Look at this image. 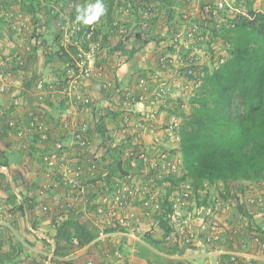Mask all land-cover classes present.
<instances>
[{
    "label": "rangeland",
    "instance_id": "1",
    "mask_svg": "<svg viewBox=\"0 0 264 264\" xmlns=\"http://www.w3.org/2000/svg\"><path fill=\"white\" fill-rule=\"evenodd\" d=\"M66 1L68 0H10L9 4H7V8H11L10 13L7 12L8 19L10 20L12 15L19 17V19H16L17 21L15 20L14 22L17 27L15 30L9 27L12 34L11 42L8 41L9 37L3 26L0 27V53L4 50H9L5 56L0 55V60L4 61L8 57L6 62H2L4 63L3 69L10 67L13 71L12 80L10 81L12 86L9 84L8 91L5 93L0 92V165H6L7 167L5 175L0 173V202L11 207L9 210L14 212V214L19 212L21 215H19V225L21 228H23L24 214L22 207L24 205L27 210L33 208L35 218H33L34 222L30 224L32 230H34V225L42 224L45 221L43 223L45 224L43 226L44 229H49L48 233H55V226L58 222L67 218L77 220L87 227L95 229V237L89 244L95 241L97 246L92 249L93 251L90 250L81 257L79 253L86 249V246L89 244H81L76 247L71 240L70 244H60L56 248V244L54 243L52 256L49 260L47 255L50 253V244L45 242L40 236L28 240L31 245H23L13 235L7 239L10 241L13 237V245L5 241L3 249H1L3 240H0V264H87L88 262L91 264H105L107 260L105 254L110 253L117 260L115 264H133L132 260V263L127 262V256H129L128 259H139L138 264H155L151 257V250L143 242L150 247L153 246L148 242V239L156 240L160 247H165V245L171 246L173 244L166 240V238H172L171 235L163 238L164 234L161 228V222H164L170 229L166 215L170 211L171 205L168 203L164 190L159 188L157 196L153 201L144 198L145 196H140L131 207L132 212L140 216V220L142 219V226L138 227L136 239L119 235L118 233L122 231V228L111 219L106 222L104 218L99 217L95 213L91 203L101 201L100 195L103 183H106V185L112 184L128 175L130 176V181H134L137 184H143L148 180L147 176L149 173L144 170V164L146 165L147 161L137 162V165L140 164L139 169L137 166L132 167L131 162L134 160L139 161L138 156L141 153H146L145 151L150 148L148 146L149 143L154 146L157 153L166 149L172 150L176 166L181 172L186 173L181 158L179 137L176 140L163 139L159 145L153 144L152 140L163 137L158 127L160 123L167 124L169 117L175 116L181 124L188 121L191 117L192 111L189 99L192 97L194 89L197 86H193L195 79L184 78L180 66L185 67V65L195 64L197 67L211 71L217 65L221 56L227 57L226 42L223 40H207L208 36H211V28L207 27L205 31L204 28H200L199 30L193 28V35L191 33V35L189 34L183 38V43L177 47L178 50L187 51V48L192 46L188 54L189 56L184 57L186 60L183 57L179 58L176 56L175 61L178 68L175 66L176 68L173 67L174 69H163L162 65L157 62V58L161 53L160 48L170 45L173 29L188 32L193 24L197 25L198 21L202 22L206 15L202 14L201 6L203 3L207 4L211 0H179V2L174 4L173 10H170L172 12V19L170 21H166L167 18L164 13L168 9L164 8V13L162 14L161 11L159 18H156L155 23L157 24H148L150 27L149 32H147L148 30H143L142 34H139L141 36L139 41H136L135 34L139 31L138 27L140 29L144 27L140 26V24L142 20L147 19L148 14L142 13L138 8L133 9L134 0H114L110 16L107 15L109 12L107 10L108 12L106 11V14L100 18V25L102 27L99 35L110 38L104 42L100 41V50L95 53L96 58L100 57L103 59V63L106 64L109 73L106 70L105 72L102 70L100 77L93 74L91 79L83 80L80 78L78 68L76 67V72H71L73 76L70 75V77L64 78L66 81L70 78H76V85L81 88L77 86L78 91L86 97L88 96L93 101V104L90 109H82V107L71 106V104L68 107L66 105L58 108V106L53 104L55 110L52 108L51 112H47L49 123L44 122L49 127L45 132L48 135V141L42 142L40 132L28 128L29 121L32 119H36L39 122L43 121V119H40L42 117V112L39 111V108L41 109L42 107L40 104L48 102L51 98L50 95L53 98L55 95L36 90L35 83L39 80L45 81L41 78L42 75L38 74L39 67L42 68V64L47 63V66L51 68L60 62L59 56L56 54L61 53L59 42L62 39H58L57 32L66 30V24L71 25L75 22L80 24L76 20L77 14L73 18L72 12L69 9L77 8L82 2H90V0H77L76 7L74 2H72V5L69 4L70 8L67 9L64 5V3H67ZM246 1L227 0V4L235 7L236 3L238 5L237 11L246 13L244 7ZM252 2L253 10L256 8V10L264 12V0H252ZM53 7L54 10L58 11L61 8L63 9L60 13L61 18H59V15L53 16L51 14ZM66 16H71L72 19ZM3 17L6 16L4 15ZM108 19L112 23H120L123 27L120 29L111 28L115 26H112V23H108ZM3 21L6 23L5 20ZM46 21L50 25L44 29L43 25L46 24ZM16 22H19V24L21 22V24L18 25ZM62 27L63 29H61ZM218 27L215 26L214 28L218 29ZM70 30H67V35L70 33ZM202 33H205V35L201 36ZM159 36L162 39H166L161 46H157L154 43V38ZM80 37L79 31L74 32L71 37L68 36L64 39L67 45L65 49L68 48L69 50L77 41L76 44L79 47L81 45ZM71 40L76 41L72 43ZM17 57H20V61L16 59ZM124 65L129 70L119 80L115 75V70L119 67H124ZM62 83L58 81L50 82L56 89L62 86ZM164 87H170L171 95H169L170 97L165 107L160 108L161 111H158V105L154 101L151 105L146 104L147 101L151 100L154 90ZM140 96H143L142 102H146L147 111L152 117H146L140 121L141 125H144V128L131 125L130 127L134 128L135 132H131L132 135L127 136V138L125 137V139L121 135H118V133L116 134L117 130L115 131L116 122H122L123 118V112L119 110L116 102L118 99L120 101L127 100L128 102L129 98L139 101ZM108 105H111L110 107L114 111L109 110ZM14 106L16 110L10 111V107ZM95 107H97L96 111L100 109L98 111L102 115H100L101 118L93 125L90 122V114L93 115ZM177 110L180 111V115L175 113ZM150 111L158 112V115L152 114ZM131 118H134L133 120L135 121L140 120L137 114H133ZM102 119L103 121H100ZM8 121H12L17 127L11 128L7 124ZM84 126H86V129H83ZM18 129L22 132L21 136L17 135ZM77 129H83L84 137L89 141V146L79 152L68 148L73 144L71 134L74 131H79ZM153 129L154 132L150 133ZM143 135L146 136L141 139ZM134 137L136 140H133ZM59 142L62 148H59L60 152L57 156L64 157L72 165L77 164L83 173L80 183L81 189L70 200L74 203L73 209L66 208L65 185L60 171L54 164L58 158L52 162L49 155L51 152L56 151V143ZM118 163L120 164V170L118 169ZM92 164L96 166L93 175L89 170ZM12 165L13 168L11 169L10 166L12 167ZM105 173L107 176L103 178L102 175ZM157 176L154 179L156 183L161 180L162 176L165 177L166 174L165 172H160L158 178ZM13 178L16 179L15 184L11 185L10 181H13ZM168 179L172 181V179ZM33 185L36 187H33ZM206 188L209 189L207 194H204V188L196 190L193 193L191 204L186 205L183 210L185 213L192 214L193 223H197L194 219L197 220V215H201L198 214V209L208 202L209 196H211L210 192L214 190L210 185H206ZM24 189L27 190L26 193L30 194H24V196L21 192ZM15 191H17L25 203L20 202L14 194ZM104 191L106 196H110L113 190L104 189ZM16 206L19 208H16ZM117 211L121 214L119 209ZM236 213L233 210L229 214L227 218L228 224L238 221ZM116 216L115 214V219ZM256 225L251 228L255 229L259 225L261 228L254 231L262 234L264 231V221L262 220ZM0 227L4 229L5 226L0 225ZM5 228L7 229V227ZM7 230L11 233L10 229ZM45 233L48 235L47 232ZM54 237L55 234L52 238L54 239ZM74 238L72 237V239ZM161 240L163 241L161 242ZM156 241L154 242L155 244ZM174 244L176 245V243ZM24 247L26 251L23 250ZM34 247H40L48 254H41ZM177 247H179V250H183V253L185 252L183 247ZM191 249L193 250H189L185 254L188 253L189 255L190 253L200 252V249ZM131 250L133 252H130ZM135 252L139 253V255H135ZM181 254L175 253V255Z\"/></svg>",
    "mask_w": 264,
    "mask_h": 264
},
{
    "label": "trees",
    "instance_id": "2",
    "mask_svg": "<svg viewBox=\"0 0 264 264\" xmlns=\"http://www.w3.org/2000/svg\"><path fill=\"white\" fill-rule=\"evenodd\" d=\"M76 1L68 0L64 5L69 9V4L72 5L74 2L76 7ZM103 2L109 11L107 15L110 16L114 0H103ZM176 2L179 0H134L132 6L133 9L138 8L142 13L148 14L147 19L142 20L140 26H145L142 29L149 32L148 24H157L155 21L161 11L163 14L164 10L168 9V12L165 10L164 13L166 21L172 19L170 10H173ZM89 3H95V0H90ZM86 4L88 3L82 2L79 6ZM252 4V0H247L244 5L246 13H242L237 11L236 3L235 7H232L227 4V0H211L207 4L203 3L201 12L206 15L204 20L198 21L197 25L193 24L188 32L182 30L181 33L185 38L191 33L193 35V28L195 30L204 28L205 31L208 27L211 28V36H208L207 40L226 42L227 57L221 56L211 71L197 67L195 64L181 67L184 78L195 79L193 86L197 87L189 99L191 117L178 129L181 158L186 171L185 178L191 180L195 192L204 188V194H207L209 189L206 185H210L213 191L224 199L235 196L241 181L254 180L264 173V12L253 10ZM61 10L63 9L54 13L51 10V14L60 16ZM69 10L73 17L77 14L76 8ZM108 20V23H112L110 19ZM80 24L81 45L69 48L73 55L78 53L79 49L85 50L88 47V43L82 39V32L91 25ZM93 25H96L94 41H97L101 29L100 20ZM215 26H219L218 29H215ZM176 32L178 31L173 29L172 34ZM139 34L141 35L140 32L135 34L138 41L141 39ZM204 35L205 33H202L201 36ZM156 38L154 41L158 46ZM160 40L166 39L160 38ZM191 48L192 46L185 51L164 46L160 50L169 52L166 60H175L176 56L183 58L189 56ZM56 55L59 56L60 62L71 61L67 54ZM72 64L76 65L74 59ZM168 67L174 69L171 64H167ZM4 70L12 71L11 68ZM187 71L195 74L188 76ZM175 113L181 114L179 110ZM10 122L12 121H8L7 124ZM16 127L14 124V128ZM10 168L12 169L13 165ZM15 180V178L11 180V185L15 184ZM247 210L238 208V212L246 214L250 219L252 217L247 215ZM161 223L164 238L169 235L170 229L164 222ZM256 230H259V227ZM72 237L80 241L79 245L89 244L95 237V229L71 218L56 224L54 237L56 248L60 244H70ZM155 241L148 239L158 251L166 254L183 253L177 244L160 247L157 241L156 244L154 243Z\"/></svg>",
    "mask_w": 264,
    "mask_h": 264
},
{
    "label": "built area",
    "instance_id": "3",
    "mask_svg": "<svg viewBox=\"0 0 264 264\" xmlns=\"http://www.w3.org/2000/svg\"><path fill=\"white\" fill-rule=\"evenodd\" d=\"M16 23L20 25L19 22ZM10 28L15 30L17 27L15 23H12ZM68 29H71L70 33L67 35L70 37L74 32L80 31L77 22L69 25L67 30ZM95 32L96 25H91L85 32H82V39L88 43V47L85 50L79 49V52L74 57L79 76L83 80L91 79L94 74L93 59L95 53L99 50L98 43L94 41ZM74 44H76V42ZM179 58H181V56H179ZM16 59L20 61V57ZM2 62L4 61L0 60V92L5 93L10 84V73L3 69L4 63ZM176 63L177 62L173 59H163L162 67L166 68L167 64H171L174 68H178ZM181 67L182 66H180V68ZM192 73V71H187L186 74L190 76ZM71 80L73 79L71 78ZM35 88L44 93H51L54 95L60 93L56 90L54 85L43 80L37 81L35 83ZM169 95H171L170 87L158 88L152 93L151 100L145 103L151 105L154 101V103L158 105V111H161L160 108L165 107L170 97ZM142 100L143 96H140L139 101L137 100L138 102L134 101L133 98H129L128 102L127 100L120 101L119 99L116 102L117 106H119V110L123 112L122 127L120 129L121 137H125L123 136L124 131L127 128H131L130 122L134 119L131 118L133 114H137V117L140 118L139 123L142 128H144V125H141L140 121L146 117H152L147 111V105H145ZM69 103L71 106L90 109L93 101L89 99L88 96L86 97L76 90L70 96ZM110 106L108 105L109 110L112 108ZM111 111H114V109H111ZM150 112L158 115V112ZM100 115L102 114L98 111L96 116L100 117ZM180 124L181 123H179L175 116L169 117L167 124L160 123L158 128L161 130L163 137L160 139H153L152 143L159 145L163 139L176 140L179 137L178 129L180 128ZM9 125L11 128H14L13 122H10ZM28 128L40 132L41 139L43 140H41L42 142L48 141V135L45 133L48 128L44 123L32 119L29 121ZM83 129H86V126H84ZM77 130L79 131H74L71 134L73 144L68 147L69 149H74L75 152L82 151L89 146V141L85 139L82 130ZM153 132L154 129L151 130V133ZM17 135H22L21 130H17ZM61 146L60 142L56 143L57 152L53 151L49 155L52 162L58 158L57 162L54 164L60 171L65 185L66 208L73 209L74 203L70 200L73 199V195L78 193V190L81 189L80 183L83 173L82 169L77 164L72 165L68 163L64 157L57 156L60 152L59 148H62ZM148 146H150V148L145 151L146 153H141L138 156L139 161L134 160L135 162H131L132 167L137 166L139 169L140 164L137 165V162L147 161V164H144V170L149 173L147 176L148 180L143 184H137L134 181L131 182L130 176L128 175L124 176L122 180L120 179L118 182L115 181L112 184L106 185V183H103L102 193L100 195L101 201L91 203L95 213L99 217L104 218L106 222L110 219L116 222L117 225L122 228V231L118 233L119 235L136 239L138 227L142 226V219L140 220L141 217L132 212L131 207L140 196H145L144 198L153 201L157 196V190L160 188L164 190L168 203L171 205L166 219L171 229L169 235H171L172 238H166L167 242L176 243L178 246L183 247L185 252L193 250L191 248H195V250L200 249L203 256H212L215 259L214 264H220L219 257H225L226 264H264V234L258 233L257 231L253 232L250 229L252 221L245 215H240L238 221L233 224H228L227 220L229 214L232 213L231 211L238 208L246 210L253 209L260 215L264 214V173L254 180L241 181L238 190L235 192V196L232 198L224 199L219 196V193L211 191L208 202L198 209V214L201 215H197V220L194 219L197 223H193L192 214L183 212L185 206L191 204L193 193H195L191 181L185 178V174L176 166L174 154L171 152L172 150L166 149L167 151L164 150L157 153L151 143H149ZM94 168H96L94 164L89 167L92 175L94 174ZM160 172H165L166 176H162L161 180L157 181V184L154 182V179L156 175H158L157 178L159 177ZM0 173L5 175L7 173V168L0 165ZM106 176V173L102 175L103 178H106ZM168 178L172 179V181ZM103 188L105 190H113L111 195L106 196ZM118 209L121 211V214L118 213ZM115 214L117 215L116 219L114 218ZM0 225H4L1 220ZM72 243L76 247L79 246V241L76 238L72 239ZM185 252L179 255V257L185 259V256L188 255V253L185 254ZM117 256L119 257L118 254ZM87 264L91 263L88 262ZM174 264L180 263L175 262Z\"/></svg>",
    "mask_w": 264,
    "mask_h": 264
},
{
    "label": "crops",
    "instance_id": "4",
    "mask_svg": "<svg viewBox=\"0 0 264 264\" xmlns=\"http://www.w3.org/2000/svg\"><path fill=\"white\" fill-rule=\"evenodd\" d=\"M9 1L10 0H0V27L3 26V28L5 29V32L7 33L8 37H9L8 41L11 42V35L12 34H11V31L9 30V27H11V24L14 23L16 19H19V17H15V16L12 15L10 17V20L8 19L7 14L10 13L9 11L11 10V8H9V9L7 8V4H9ZM52 11L54 13V12H57L58 10H54V7H53ZM255 11H261V10H256V8H255ZM4 15L6 17H3ZM61 17L62 16H60L59 18H61ZM66 17H69V18L72 19L71 16H66ZM3 20H5L6 23H4ZM20 24H21V22H20ZM46 24L43 25L44 29H46V27L50 25L47 21H46ZM66 26H67L66 28H69V25L66 24ZM112 26H115V27H111V28H114V29H118V28L120 29L121 27H123V26H121L120 23H116V22L112 23ZM61 29H63V27ZM61 29H59V30H61ZM138 30L139 31H137V32H140L142 34L143 29H140L138 27ZM57 34H58V39L59 38H60V40L62 39V41L59 42V44L61 45L60 48H62L60 55H62L63 53L69 55L71 61L58 62V63H56L55 66L53 65L51 68H49L47 66L48 65L47 63H43L42 64V68L39 67L40 69L38 70L39 71L38 74L42 75L41 78H43L46 82H49V83L50 82L53 83V82H57V81L58 82H63L62 83L63 85L61 84L62 86H60V87H58V89H56L60 93L55 94L54 98L50 95L51 98L49 99L48 102H45V103L42 102L40 104L42 107H41V109L39 108V111H41L42 114H43V115L41 114L42 117H40L41 120L43 119V121H41L42 123H44V122L49 123V121H48L49 120L48 119L49 116H47L48 115L47 112H51L52 108L54 109V107H53L54 105L53 104L58 106V108H61V106H66V105L68 107L69 104H70L69 103L70 96L73 94L74 91H76V90L78 91V89H77L78 85H76L77 81L75 80L76 78H74L73 80H71V78H70L67 81H66V79H64L66 77L67 78L70 77V75L73 76V73H71V72H74V73L76 72V70H75L76 69L75 68L76 65L75 66H73V64L71 65L72 60L74 59L75 56L71 53L70 50H68V48L65 49L67 47V45L65 44L66 42L64 41V39H66L68 37L67 36V29L58 31ZM109 38L110 37H108V36H104L103 37L101 35H98L97 43H98L99 50H100V41L104 42V41H106ZM160 38H161L160 36L156 38V43L158 44V46L163 45V41L164 40H160ZM75 41L76 40H71L72 43L75 42ZM136 41H138V40H136ZM154 43H155V41H154ZM72 46L73 47H78L77 44H73ZM8 51L9 50H4L2 53H0V55L1 56H5ZM10 52H11V50H10ZM163 53H165V54H163ZM168 55H169V52H167V51L161 52L160 56L157 58V62L159 64H161L162 60L165 57H167ZM174 55H176V54H174ZM7 59H8V57L4 59V62H6ZM39 59H40V57H39ZM93 62H94V67H93L94 75H97L98 77H100L102 75V72H101L102 70L104 72L106 70V72L109 73V69L107 68L106 64L103 63V59H101L100 57L96 58V56H94ZM158 69H159V65H158ZM96 70H97V72H96ZM128 70L129 69H127V67H125V65H124V67H119L118 69L115 70V75L117 76V78L119 80H121L122 76H124L125 73L128 72ZM7 71L10 73V81H11L12 80L11 77H12V72L13 71H9V70H7ZM59 79L62 80V81H60ZM65 81H66V83H64ZM74 81H76V82H74ZM10 85H11V82H10ZM11 86H10V88H12ZM78 87L80 88V86H78ZM8 88H9V86H8ZM12 96H14V94H12ZM56 100H57L58 103L56 102ZM102 106H105V105H102ZM10 108H11L10 111L11 110H14V111L16 110L15 106L14 107H10ZM96 109H97V107H95V109L93 111V115L90 114V119H91L90 122L93 125H94V123H96L98 121V119L101 118V117L95 116L96 115ZM98 110H100V109H98ZM100 121H103V119L100 120ZM131 125L140 126V123H139V121H135V120L132 119L131 122H130V126ZM121 127H122V123L117 121L116 125H115V131L117 130L116 134L118 133V135H120ZM47 128H49V127H47ZM131 132H135V129L134 128H127L124 131L123 136H125L127 138V136H131L132 135ZM145 136L144 135L141 136V139L144 138ZM133 140H136L135 137L133 138ZM13 170H15V169H13ZM33 187H36V186L33 185ZM26 191L27 190L24 189L21 192H22L23 195L24 194H30L28 192L26 193ZM14 194L17 196V198L20 200V202L22 201V203H25V202H23L22 198L19 196L17 191H15ZM0 200H1V198H0ZM10 208L11 207H9L8 205H4V203L0 202V220L3 221L4 226L7 227V229H10V231H11V233H10V232H8V230L5 227H4V229L0 227V230H2V232H0V240H3L1 249H3V246H5V241H7L9 244L13 245V241H12L13 237H12V239L10 241L7 240V239H9V236H13L14 235L17 238V240H19L23 245H27V244L31 245L28 240L34 239V238H36V236H40L45 242L50 244L51 249H50V247H48L50 249V253L48 254L44 249H42L40 247H34V248H35L36 251H39L41 254H48L47 256H48V259L50 260L51 256H52L51 253H52V250L54 248V243H55L54 239L52 237H53V235L55 233H48L49 229L48 230L44 229L43 226L45 224H43V223H45V221L42 222V224L34 225V230H32L30 228V226H31L30 224L32 222H34L33 218H35L34 217L33 208H31V210L30 209L27 210L25 205L22 207L24 216H23V228H21L20 225H19V215H20L19 212L14 214V212H11L9 210ZM16 208H18V207L16 206ZM233 210H235V212H237L236 214H237L238 217L240 215H245L246 216V214L238 212V209H233ZM2 213H3V216H2ZM246 213H247L248 216L252 217V218H250L251 221H252V226H255L256 224L258 225V223L261 222L262 220L264 221V214L260 215V214H258V212L256 210L250 209L249 211L247 210ZM258 227L261 228L259 225H258ZM251 230L253 232H255L254 230H256V228L255 229H251ZM45 232H47L48 235H46ZM98 238H100V237H98ZM96 244L97 243H95V241H94L93 243L87 245L86 249L82 250V252L79 253L80 256L83 257L84 254L88 253L90 250L93 251L92 249H94L95 246H97ZM143 244L146 245L151 250V252H152L151 253V257L153 258L155 264H174L175 262L180 263V264H214V262H215V259L212 256H203V254H201V252H199V253H190L189 255L185 256V259H182V258L179 257V255L164 254V253L158 251V249L148 246V244H145L144 242H143ZM45 247H47V246H45ZM126 248H127V246H126ZM23 250L26 251L25 247H24ZM24 251H23V255H24ZM130 252H133V251L131 250ZM127 255H129V254H127ZM135 255H139V253L135 252ZM105 257L107 259L105 261V264H115V261H117L113 257L112 253L107 254V255L105 254ZM128 257L129 256L126 257V259L128 260V261L126 260L127 262L132 263L131 262V260H132L134 262L133 264H136V263L138 264L139 259L133 260V259H128ZM39 258H41V257H39ZM219 261H220V264H226L225 257H219Z\"/></svg>",
    "mask_w": 264,
    "mask_h": 264
},
{
    "label": "clouds",
    "instance_id": "5",
    "mask_svg": "<svg viewBox=\"0 0 264 264\" xmlns=\"http://www.w3.org/2000/svg\"><path fill=\"white\" fill-rule=\"evenodd\" d=\"M106 11H107V8H106V5L103 2V0H95V3H88L86 5L77 6V8H76V13H77L76 20L78 22L82 23L83 25L90 26V25H93L94 23L98 22L100 20V18L106 14ZM181 33H182V30H180L176 33H173L171 35L172 38L170 40L169 46H171L174 49H178L177 47L183 43V36ZM177 57H179V56H177ZM160 65H162V62ZM166 68L163 67V69H166ZM168 68H170V67H168Z\"/></svg>",
    "mask_w": 264,
    "mask_h": 264
}]
</instances>
